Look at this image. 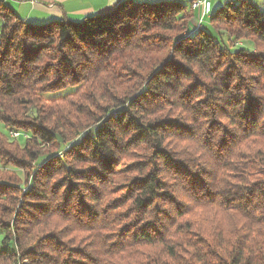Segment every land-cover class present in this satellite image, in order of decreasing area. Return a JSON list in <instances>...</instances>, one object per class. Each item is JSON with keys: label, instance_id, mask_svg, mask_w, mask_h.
<instances>
[{"label": "trees", "instance_id": "obj_1", "mask_svg": "<svg viewBox=\"0 0 264 264\" xmlns=\"http://www.w3.org/2000/svg\"><path fill=\"white\" fill-rule=\"evenodd\" d=\"M262 8L210 33L176 2L34 25L0 0V165L26 178L0 179V264H264Z\"/></svg>", "mask_w": 264, "mask_h": 264}, {"label": "crops", "instance_id": "obj_2", "mask_svg": "<svg viewBox=\"0 0 264 264\" xmlns=\"http://www.w3.org/2000/svg\"><path fill=\"white\" fill-rule=\"evenodd\" d=\"M126 0H3L23 21L34 25H45L53 21L68 20L79 23L85 18L92 16H104L112 13L119 4ZM141 3H154L160 1L176 2L186 7L190 6L191 0H136ZM241 0H207L208 14L203 17V26H208L209 15L215 13L225 2ZM259 3L256 0H247ZM262 3L261 0H257ZM262 5V4H260ZM262 7V6H261ZM194 20L191 21L193 28L200 16L199 10H192Z\"/></svg>", "mask_w": 264, "mask_h": 264}, {"label": "rangeland", "instance_id": "obj_3", "mask_svg": "<svg viewBox=\"0 0 264 264\" xmlns=\"http://www.w3.org/2000/svg\"><path fill=\"white\" fill-rule=\"evenodd\" d=\"M256 2L259 3L258 7L262 10L263 8L261 7L262 5H260V4H263V3H260L257 0H256ZM205 28L208 30V32L211 31L208 26H205ZM225 30L226 29H224V27H222V31L226 32ZM225 34L221 38L222 42H223V43L222 42L220 43L221 46H223L224 44H227L228 35L226 34L227 35L226 36ZM234 47H236V48L237 47H247V49L252 50L253 53L256 51V48H255L254 44H252V42L250 40L238 41L237 42V46H234ZM165 55H166V52L162 53L159 58L163 59L165 57ZM114 68L118 71V73L122 72L121 63L115 65ZM140 71H141V74H142L143 71L141 69H140ZM131 76L133 77V75H131ZM122 77H123V79H122V82H121V84L119 86H128L130 84V82L132 81V78H128L129 75L126 74V73H124L122 75ZM95 85L97 87V90H95L93 93H99L101 91V84L99 82H96ZM73 92H74L73 89H67L66 91H64L62 93L60 92V93H58L56 95L59 96V95H61L63 93L72 94ZM50 96H52V95H50ZM62 96H64V95H62ZM46 99L51 100V97H49V95H48ZM68 101H72L73 104L72 103H65L63 105V107H62V110L64 108L66 109V111H73V110H78L79 109V111H81V113H82L81 114L82 115L81 118H83L88 111L89 112L92 111V109H93L92 107H94V106H91V103H92L91 97L90 98H84V100L83 99H77L76 97H70ZM98 105H103V103L99 102ZM14 134L15 133L9 134V136H10L9 141L16 140L17 137ZM11 143L13 144V142H8L9 145L6 146V149L11 154L18 155V156L21 155V152H20L21 150L17 149L16 145H12ZM46 150L51 152V151H53V148H49V149H46ZM135 155H138V154H135ZM132 162H133V158H126V159H124L122 161L121 167L119 168V171H118V175L115 177V182L117 184H121V183H126L127 182V180L129 179L131 174L129 173V171L125 167L127 165H129L130 163H132ZM9 178L10 179H13V178L19 179V182L21 184H24V181H26L25 174L23 172L19 171L18 169H16L15 167H13L11 165H8L6 167H1V165H0V179L5 180V181L6 180L9 181ZM13 250H14V246L11 244L8 247V251L12 252Z\"/></svg>", "mask_w": 264, "mask_h": 264}, {"label": "built area", "instance_id": "obj_4", "mask_svg": "<svg viewBox=\"0 0 264 264\" xmlns=\"http://www.w3.org/2000/svg\"><path fill=\"white\" fill-rule=\"evenodd\" d=\"M264 2V0H262ZM190 9L191 10H196L198 9L199 12V17L197 19V23L194 26L196 30H199V25L200 23H203V17L208 14V3L207 0H191L190 1ZM16 137L18 136L17 133L14 134Z\"/></svg>", "mask_w": 264, "mask_h": 264}, {"label": "bare ground", "instance_id": "obj_5", "mask_svg": "<svg viewBox=\"0 0 264 264\" xmlns=\"http://www.w3.org/2000/svg\"><path fill=\"white\" fill-rule=\"evenodd\" d=\"M264 4V3H263ZM203 24L204 23H200V25H199V30L203 27Z\"/></svg>", "mask_w": 264, "mask_h": 264}]
</instances>
